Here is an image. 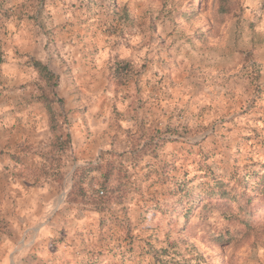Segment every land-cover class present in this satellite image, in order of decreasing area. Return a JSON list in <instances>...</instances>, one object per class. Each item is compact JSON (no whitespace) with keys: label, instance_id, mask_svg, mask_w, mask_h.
I'll return each mask as SVG.
<instances>
[{"label":"rangeland","instance_id":"rangeland-1","mask_svg":"<svg viewBox=\"0 0 264 264\" xmlns=\"http://www.w3.org/2000/svg\"><path fill=\"white\" fill-rule=\"evenodd\" d=\"M77 1L84 11V19L80 21V35H95L96 30L101 27L102 22L97 18L105 7V0ZM108 6L112 8L114 16L120 15L118 0H112ZM73 7L75 8L76 4ZM166 7L165 5L164 8ZM204 8V0L195 3L189 0L187 5L176 11L175 19H194ZM3 10L5 8L0 12ZM167 15L171 16L172 13L168 12ZM121 19L126 20L129 25L133 23L127 10ZM8 22L9 20H0V35L15 40ZM255 26L249 24V28L254 29ZM173 27L175 31L179 24L174 22ZM152 30H158L154 24ZM202 38V33L195 37L196 41ZM165 43L166 40L160 38V44ZM249 43L252 48L243 56V67L236 64L229 68L227 64L221 65L219 62H210L204 65L203 69H196L195 65L190 66L189 76L195 71L211 69L203 83L198 86L186 83L187 76L178 77L171 72L165 75L153 72L152 78L146 79L147 82H143L142 87L134 86L133 93L139 98L134 101L135 108L131 111L139 116V127L135 133L130 129H124V132L130 142L135 144L142 141L143 146L140 149L130 148L127 152L120 150L118 135L113 134L107 141L104 140L107 126L97 137L94 129L99 116L92 117L93 126L89 127V106L81 103L80 107H75L76 101H69L68 105L66 100L58 96L59 82L54 102L58 122L55 134L51 130L47 111H43L44 115L47 114L46 120H42L40 116L42 112L39 109L44 107L38 104L37 96L41 92L39 86H44V82L37 75L31 58L25 59L20 66L16 62L13 65V60L6 59V54L0 47V146L3 141H9L13 133L19 136L16 144L10 147L12 152L8 150L9 144L5 145V151L2 150L10 161L5 165V170L26 178L30 184H41L43 180L49 179L52 185L49 189V210L44 212V208L38 207L35 222L21 215V243H15L14 246L11 244L4 249L0 244V264H3L5 255L8 264H98L107 253L117 259L111 264H168L163 257L168 256L169 250L176 245L173 242L168 247H157L161 242L157 235L160 224L153 223L156 217H163L171 226L183 215L185 225L181 231H184L197 211L207 219L213 208H228L229 206L222 205V200L217 197L202 196L196 203L198 196L216 188L220 181L228 183L227 188H231L233 193H238V200L244 201L241 211L246 216L245 227L252 230L259 226L261 221H264V127H261L264 125V83L261 82L264 74L259 64V60L264 58V52L257 49L264 41L254 39ZM91 51L94 55L97 49L92 48ZM9 53L13 59L19 55L14 48L10 49ZM169 59L172 57L169 56ZM159 63L160 61H157V64ZM173 63L180 67L179 57ZM245 67L251 69V78L247 85L242 86L234 77L239 76ZM141 68L149 70V64L145 62ZM6 72L8 75H5ZM17 80L19 83L5 87L9 81ZM205 85L212 90L205 91ZM25 91L28 94L17 99L16 94ZM142 92L147 94L141 95ZM10 103L13 107L9 108ZM102 107L105 108L102 115L109 119L112 113H117L115 105L111 111H107L105 105ZM5 108H8L7 112L3 111ZM149 117H154L151 124ZM36 118L39 119V124L36 123ZM77 118L83 125V130L81 138L74 141L72 131L66 129L76 128ZM12 123L13 127L9 130L8 127ZM2 126H5V135L2 134ZM56 136H59L58 140ZM40 137L48 138V142ZM94 137L96 138L93 139ZM73 143L77 147L80 145L78 148L81 156L91 155L94 151L92 147H95L96 159L104 161L95 163L94 167L100 166L95 169L96 174L90 175L88 172L91 166L76 163L77 157L69 158L64 155ZM169 143L181 144V147L174 149L170 154L171 159L160 165L158 181L153 179L154 173L150 163H145L140 169L142 175L137 176L135 180L130 179L125 171L126 166L142 160L149 152H152L153 159H156L159 149ZM104 144H107V147H104ZM45 147L49 152L43 151ZM193 156H199L204 161L203 164L197 165V175L189 177L185 171L183 180L173 179L172 187H164L169 184V174L179 172L178 161L191 159ZM209 160L213 161L211 165L207 163ZM104 171L109 173L107 179L103 176ZM208 180L213 182L210 189L207 187ZM233 181L234 185L231 183ZM181 184L184 190L180 189ZM237 186L239 192H236ZM160 188L163 190L155 191ZM186 189L191 192L185 193ZM101 190L104 194L100 193ZM189 195L193 197L191 201L188 200ZM157 196L165 200L178 198L170 205L165 203L162 208L161 200L157 199ZM137 197L139 199H136ZM213 199L217 200V204L210 207ZM83 204L99 210L97 217L101 222H92L89 226L82 225L79 229L70 230L65 223L80 213ZM10 216L12 217V214ZM51 217L58 225H61V221L64 222L62 227L56 225L47 228L43 232L46 234H39L41 228L38 229L34 225L43 224L45 218ZM4 219L0 209V233H9V238H13L9 228L4 226L2 229ZM143 233L149 235L140 240ZM38 235L40 238L36 241L35 237ZM46 236L51 238L47 239ZM106 237L110 239L109 242L105 241ZM211 239L214 243H220L223 238ZM13 247L17 251L18 259L10 255ZM190 260L195 264H205V257L201 253L191 256ZM184 264L189 262L185 261Z\"/></svg>","mask_w":264,"mask_h":264},{"label":"clouds","instance_id":"clouds-1","mask_svg":"<svg viewBox=\"0 0 264 264\" xmlns=\"http://www.w3.org/2000/svg\"><path fill=\"white\" fill-rule=\"evenodd\" d=\"M23 0H16V4L22 3ZM193 3L198 0H192ZM112 0H105V7L101 9V15L97 19L100 20L101 27L96 30L95 35H87L84 40L77 44V48L81 52H88L92 48H96V53L87 61H80L79 55L75 57L76 63L73 65V76L76 84L70 83V89L75 90L77 87L86 89V95L83 97L82 104L89 106V127L93 126V116H99L95 121V131L97 137L104 131L107 126V134L104 140L116 134L119 136L121 151H128L130 148L140 149L143 142L133 144L126 139L127 133L123 130L118 131V126L123 120V128L130 129L133 133L138 131L139 116L131 111L135 108L134 101L138 99L133 93V87H142L145 79L152 78L153 72H159L161 75L173 73L176 76H187L186 83L191 86H198L203 83L204 79L211 69L204 71H195L194 74L188 75V68L195 65L196 69H203L204 65L210 62L215 64L219 62L221 65L227 64L229 68L239 64L244 66L243 56L251 50L252 46L249 41L258 39L264 41V0H204L205 8L194 19L184 21L176 20V11L183 8L189 3V0H118L119 16H114L112 8L109 7ZM167 6L164 8V6ZM7 7H14L13 4ZM79 11L73 10L76 16V23L84 19L83 8L78 5ZM163 9V12H162ZM125 10L131 17L133 23L129 25L126 20L121 19ZM172 15L168 16L167 13ZM71 13L68 17L70 18ZM160 19H157V17ZM15 19V18H13ZM174 22L179 24L178 29L174 31ZM155 25L157 31L152 30ZM249 24H255V28H249ZM82 27V25H81ZM171 33V35H169ZM203 34V38L196 41V35ZM11 36V33H9ZM160 38L166 40L164 45L160 44ZM16 41L9 39L7 36L0 35V47L3 48L8 60H15L10 55L9 50L15 48ZM259 52H264V44H261ZM23 54L24 49H18ZM159 54V55H157ZM147 56V60H145ZM169 56L172 59H169ZM179 57L180 67L173 63ZM157 61H160L157 64ZM149 64V71L141 68L143 63ZM23 64V61H20ZM84 64L82 68L81 65ZM262 74H264V58L259 60ZM123 65H128V69L123 70ZM219 70V68H217ZM239 71V69H237ZM251 69L245 67L240 75L234 77L239 80L240 84L247 85L250 77ZM5 75H8L6 72ZM72 77H69L71 81ZM158 79V77H156ZM211 81V78H208ZM264 83V79L261 81ZM12 83L19 81H9L5 87H11ZM219 81L216 82V87ZM212 89L205 85V91ZM242 90V88H241ZM27 91L17 93V99L27 95ZM60 94H64V89H60ZM75 95H78L74 91ZM142 92L141 95H146ZM23 103V101H21ZM106 105V110L111 111L113 105H118L122 116L112 113L111 119L102 115ZM78 103L75 107H80ZM13 107L10 103L9 108ZM4 112L8 108L3 109ZM19 115V113H18ZM135 117V118H133ZM154 117H149L151 124ZM77 127L74 129H66L72 131L74 141L81 138L83 125L79 119L76 121ZM256 127V125H251ZM264 127V125H261ZM50 138V134L49 137ZM48 138L40 137L48 142ZM94 137L93 139H95ZM159 139V137H157ZM91 143V141H89ZM107 147V144L103 145ZM181 147V144L169 143L163 146L156 153V159H153V153L149 152L142 160L130 163L126 166L125 171L131 180H135L137 176L142 175L140 169L145 163H150L153 171V179L159 180V168L165 161L170 160V154L174 149ZM35 151V149H33ZM45 153L49 152L48 148H43ZM207 151V147H205ZM66 157H77L76 163L85 165L91 161L92 163H104L96 159V153L91 155H80V149L75 143L64 154ZM129 157L131 153H128ZM204 161L199 156H193L191 159H181L177 163L178 173H170L169 184L164 187H172L173 179L176 181L183 180L184 172L187 171L189 177L197 175V165L203 164ZM209 165L212 160L207 162ZM149 171V169H144ZM99 182V181H98ZM233 185L235 182H231ZM213 186L211 180L207 181V187ZM156 189L155 191H162ZM231 190V188H230ZM240 189L237 186L236 192ZM178 197H172L167 200L157 196L161 200V207L165 203L172 204ZM136 199H139L137 197ZM217 204V200L210 202V207ZM244 201L238 200L232 202L228 208H213L204 219L202 214L197 211L189 220L188 227L181 231L185 225L184 216L181 215L178 220L171 226L167 221L157 216L154 224L159 223L160 228L157 232L160 244L157 247H168L169 244L175 243L176 247L170 249V254L163 257L168 264H195L190 257L201 253L205 257V264H264V221L256 228L249 230L245 227L246 216L241 208ZM151 220V214H149ZM142 227V226H141ZM148 233H143L140 240L146 238ZM220 243H214L211 238H220ZM139 242V241H138ZM195 249V251H193ZM18 259V257H17ZM3 264H8L7 255L3 259Z\"/></svg>","mask_w":264,"mask_h":264},{"label":"crops","instance_id":"crops-1","mask_svg":"<svg viewBox=\"0 0 264 264\" xmlns=\"http://www.w3.org/2000/svg\"><path fill=\"white\" fill-rule=\"evenodd\" d=\"M9 4H13L14 7H7ZM74 4H76L75 8L73 7ZM78 5L79 3L77 0H23V2L18 5L16 4V0H0V10L5 8V10L0 12V20H9L7 25L12 32H14L13 36L16 40L14 50L18 52L19 55L15 56V62L20 66V61H24L30 57L31 60H39L46 64L58 76V96L66 100L68 105L69 101H76V104H81L83 97L86 95V89L77 87L74 91L78 93V95H75L74 91L71 90L69 86L70 83L76 84L75 77L73 76V65L77 61L74 58L79 55V60L84 62L93 56L91 50L88 52H81L80 49L77 48V44H80L85 38L80 35L81 31L79 28L81 20H79V23L74 22L77 18L73 10L79 11ZM70 13V18L64 19V17H68ZM18 49H24L23 54H21ZM81 67L83 68L84 64H82ZM35 70L39 76L38 70ZM147 71L149 70H146V72ZM69 77H72L71 81H69ZM143 82H147V80L145 79ZM59 88L64 89V94H60ZM37 100H39L38 104H42L45 108L43 102L39 98V94ZM44 108L39 109L42 112L40 113L42 120H46L47 115L43 113V111L46 110V108ZM115 109L117 111L116 114L122 116L118 105H115ZM119 112L121 114H119ZM35 121L39 124V119L36 118ZM13 124L14 123L8 127L9 130L13 127ZM122 124H124L123 120L118 127V131H124ZM4 132L5 126H2V134H4ZM18 137L16 133H13L10 135L9 141L6 143L3 141V145L0 146V209L2 216L5 218L2 222V229L6 226L11 230L13 236V238H9V233H0V244H2L3 249L10 247L11 244L14 246L15 243L20 245V220L22 214L27 216L29 220L35 222V218L37 217L35 213L38 211L37 208H44L45 212L49 210V205L51 204L49 189L52 185L49 179L43 180L44 182L41 184H30L27 182L26 178L19 177L14 175L12 171L5 170V165L9 164L10 161L2 150L5 151V145L9 144L7 147L9 148L8 150L11 151L10 147L16 144V139ZM21 138L22 137H20V139ZM28 143L29 142L26 144L28 145ZM79 146L80 145H78V147ZM92 149L94 150L92 153H95V147H92ZM85 165L91 166L88 169L90 175L96 174L95 169H93L95 163L89 161V163ZM65 204L67 203L65 202ZM73 205L79 206L78 204ZM82 206L83 207L80 208V213L74 216V219L66 221L65 226L70 230L79 229L82 225L85 227L89 226L92 222H101L97 217L99 215V210L91 205L83 204ZM11 214L12 217L10 216ZM63 223L64 222L61 221V225H58L51 217L48 219L45 218L43 224H35L34 226L38 229L41 228L39 232V234H41L47 228L56 225L61 228ZM35 238L37 241L40 236L38 235ZM46 238L50 239L51 237L46 236ZM107 238L108 237L105 238V241L109 242L110 239ZM12 249L10 255L12 254L13 258H16L17 251L15 247ZM116 260V258L111 257L110 254L107 253L102 256L98 262L111 264L116 262Z\"/></svg>","mask_w":264,"mask_h":264},{"label":"trees","instance_id":"trees-1","mask_svg":"<svg viewBox=\"0 0 264 264\" xmlns=\"http://www.w3.org/2000/svg\"><path fill=\"white\" fill-rule=\"evenodd\" d=\"M33 66L35 69L38 70L39 73V78L44 82V86L40 85L39 88L41 92L39 93V98L43 102L47 114L49 116V121H50V127L51 130L56 134L57 132V118H56V111L54 108V102L56 101L55 97L57 96L56 94V87L58 85V76L54 71H52L46 64L42 63L39 60L32 59L31 60ZM123 70L128 69V65H123ZM59 139V136H56V140ZM100 168V166L94 167L93 169ZM103 176L107 179L109 177V173L107 171H104ZM262 184H264V178L262 179ZM181 190H184L183 184L179 185ZM228 183H224L223 181L218 182L217 187L211 190H208L204 192L203 195L198 196L197 202L202 199V196H207V197H217L219 200H222L221 202L222 205L229 206L231 205L232 202H235L239 199L238 193H233L230 189L227 188ZM185 193H190V189H186ZM192 196L189 195V201L192 200ZM195 203V204H196ZM221 203H219L220 205Z\"/></svg>","mask_w":264,"mask_h":264},{"label":"built area","instance_id":"built-area-1","mask_svg":"<svg viewBox=\"0 0 264 264\" xmlns=\"http://www.w3.org/2000/svg\"><path fill=\"white\" fill-rule=\"evenodd\" d=\"M100 193H101V194H104V191H103V190H101V191H100Z\"/></svg>","mask_w":264,"mask_h":264}]
</instances>
